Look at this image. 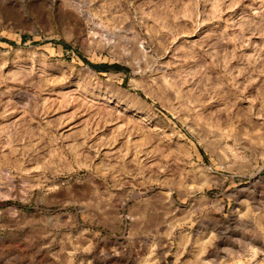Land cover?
Wrapping results in <instances>:
<instances>
[{"label": "rangeland", "instance_id": "374dc122", "mask_svg": "<svg viewBox=\"0 0 264 264\" xmlns=\"http://www.w3.org/2000/svg\"><path fill=\"white\" fill-rule=\"evenodd\" d=\"M0 264H264V0H0Z\"/></svg>", "mask_w": 264, "mask_h": 264}, {"label": "bare ground", "instance_id": "6f19581e", "mask_svg": "<svg viewBox=\"0 0 264 264\" xmlns=\"http://www.w3.org/2000/svg\"><path fill=\"white\" fill-rule=\"evenodd\" d=\"M255 252H256V251H255ZM255 252H253V253H251V254H252V255H253V254H257V252H256V253H255Z\"/></svg>", "mask_w": 264, "mask_h": 264}]
</instances>
